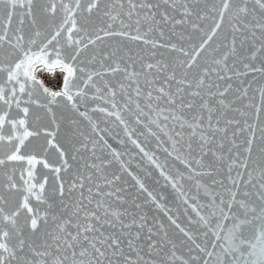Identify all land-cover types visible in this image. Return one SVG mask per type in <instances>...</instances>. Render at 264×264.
I'll return each mask as SVG.
<instances>
[{
    "label": "snow or ice",
    "instance_id": "1",
    "mask_svg": "<svg viewBox=\"0 0 264 264\" xmlns=\"http://www.w3.org/2000/svg\"><path fill=\"white\" fill-rule=\"evenodd\" d=\"M0 264H264V0H0Z\"/></svg>",
    "mask_w": 264,
    "mask_h": 264
},
{
    "label": "trees",
    "instance_id": "2",
    "mask_svg": "<svg viewBox=\"0 0 264 264\" xmlns=\"http://www.w3.org/2000/svg\"><path fill=\"white\" fill-rule=\"evenodd\" d=\"M53 79H55V77H53Z\"/></svg>",
    "mask_w": 264,
    "mask_h": 264
}]
</instances>
